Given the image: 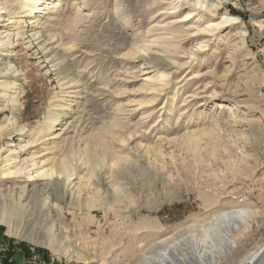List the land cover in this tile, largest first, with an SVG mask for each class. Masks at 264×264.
Instances as JSON below:
<instances>
[{
	"label": "rangeland",
	"instance_id": "374dc122",
	"mask_svg": "<svg viewBox=\"0 0 264 264\" xmlns=\"http://www.w3.org/2000/svg\"><path fill=\"white\" fill-rule=\"evenodd\" d=\"M197 1L206 13L191 18L202 27L217 5L241 21L210 28L216 38L197 55L191 51L206 36L189 37L181 27L190 24L179 20L193 9L182 0H63L37 15V26L34 18L19 17L22 28L12 35L17 45L2 57L21 83L14 143L28 139L50 107L62 104L76 117V131L60 141L70 162L84 158L89 165L85 155L95 136H107L112 148L95 147L106 163L102 156L89 160L94 170L79 187L65 198L60 187L46 199L59 217L46 219V243L0 224V264L156 261L177 234L211 244L222 223L217 219L241 209L248 213L246 247L264 245V0ZM17 3L0 0V9L18 12ZM43 38L72 49L71 69L66 58L47 51ZM159 57L177 65L159 64ZM152 69L158 84L145 79ZM9 115L0 110V121ZM71 120L63 119L57 132ZM5 132L0 129L2 146ZM118 154L124 159L116 160ZM243 228L231 233L235 239Z\"/></svg>",
	"mask_w": 264,
	"mask_h": 264
},
{
	"label": "bare ground",
	"instance_id": "6f19581e",
	"mask_svg": "<svg viewBox=\"0 0 264 264\" xmlns=\"http://www.w3.org/2000/svg\"><path fill=\"white\" fill-rule=\"evenodd\" d=\"M63 3V0H19V3H17L19 4L18 12H8L6 9H2L4 7L1 8L2 10L0 9V110L6 108L12 112V115L0 121V129L3 128V131H6V143L3 146L0 143V224L6 226L7 232L27 238L37 244L46 243V232H48L46 219L54 217L56 221L59 220L57 213H54V216H52L53 209L50 206H46V199L55 197L60 187H62L64 198L69 188L72 189L70 192L72 193L75 188L79 187L80 181L87 177V171L94 170L89 160H94L97 156H102L101 162L106 163L107 156L102 155L99 150L94 151L95 147H98V149L102 147L103 152L107 148H112L110 142H107V136H95L90 140L91 144L85 155L89 165L83 162L85 161L84 158H77L70 162L69 155L66 149H64V146H62V143L60 144V141L64 140L63 136L65 133H68V131H76V117L72 115L69 116L68 113H66V108H64L62 104H53L50 107L49 113L46 115V120L33 130L34 132H32V135L28 139L24 137L19 144L13 141L14 130L16 129L14 127L15 112L18 106H20L18 90L21 83L17 78L18 71L17 69L15 70L12 62L3 61L2 57L8 55V53L12 51L10 49L17 45V43H13L12 35L19 34V32L14 30L22 28V20L19 17L30 16L32 19L34 18L31 23H37V26L41 24L39 19H37V15L47 14V11L49 13L52 9L62 7ZM182 3L191 5L193 9L188 11L187 15L179 20V22L188 21L190 24L188 26L184 24L181 27L185 26L189 30V37L206 36L204 39H201L195 49L191 51L195 55L202 51L207 44L209 46L216 38V36L212 37L214 33H208L210 28H214L217 32L227 24L236 25L241 22L237 16L227 15L225 12H222V6L217 5L213 7L215 13H211L208 9L207 24L202 27L197 21H192L193 18L191 17L198 15L202 10L204 11L205 9L202 8L205 7L204 4H199L197 0H182ZM198 5H202V7ZM204 13H206V11H204ZM216 18H220V20L214 21ZM177 21L176 23H179ZM6 30L10 32H6ZM241 33L242 32H240V34ZM32 34L36 39L39 38V36H37V34H39L38 32L34 31ZM242 35H245V33L243 32ZM45 40L46 39L43 38L39 41L46 46L47 51L48 49H52L66 58L69 61V63H67L69 68L76 63V54L72 53L70 47H58L50 41ZM158 50L161 53L166 51L161 47H159ZM155 53L157 54L158 51H155ZM163 58L164 57H159V64L169 66L170 68L177 65L176 62L169 59V61H166ZM183 66L184 64L181 65V67ZM151 71H155L154 76L151 75L145 77V79L154 80L153 78H156L154 81L155 84H158L159 79L156 77V70L152 69ZM166 77V74L163 73V78ZM165 87L166 84L163 83L161 85V90H164ZM68 117L72 118L71 121L67 122L70 125L68 126L69 130L64 125L59 129L60 131L57 132V125H62V120L68 119ZM132 147L136 152H141L136 144H133ZM143 154L144 151L140 154V157L143 158ZM115 156V159L118 161L124 159L122 155L118 154ZM89 168H91V170ZM36 186H41V188L37 190ZM247 215L248 213H246V210L241 209L230 211L220 216L217 220L222 223L218 225L217 230L214 231L217 237L211 244L203 243L202 241H193L194 237L192 236L194 235L185 237V234L181 233V239V236L179 237L177 234L171 238V245L166 247L167 251L171 252V257H168V252L163 250L165 253L159 254H164V258H159V260L156 261L148 259L150 261H140L134 264H260V260L264 256V245L260 248H247V238L242 235V233L248 230L247 221L245 219ZM241 227L244 228L240 234V239L237 240L231 233L236 232ZM172 233H174V231ZM186 234L188 235V233ZM211 246L215 248L214 251L209 249ZM160 251H162V249ZM215 252L221 254V261H215L217 257ZM237 253H242L241 258L237 256ZM87 258L88 261H94L97 255L92 254Z\"/></svg>",
	"mask_w": 264,
	"mask_h": 264
},
{
	"label": "water",
	"instance_id": "95a60500",
	"mask_svg": "<svg viewBox=\"0 0 264 264\" xmlns=\"http://www.w3.org/2000/svg\"><path fill=\"white\" fill-rule=\"evenodd\" d=\"M260 261H261L260 264H264V256Z\"/></svg>",
	"mask_w": 264,
	"mask_h": 264
}]
</instances>
